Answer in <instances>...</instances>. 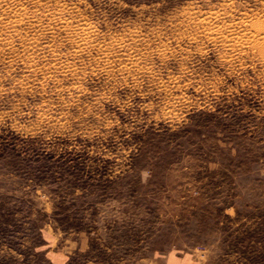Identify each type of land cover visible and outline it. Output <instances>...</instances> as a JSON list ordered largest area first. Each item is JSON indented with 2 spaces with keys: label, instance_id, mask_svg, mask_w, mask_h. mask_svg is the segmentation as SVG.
I'll return each mask as SVG.
<instances>
[{
  "label": "rangeland",
  "instance_id": "374dc122",
  "mask_svg": "<svg viewBox=\"0 0 264 264\" xmlns=\"http://www.w3.org/2000/svg\"><path fill=\"white\" fill-rule=\"evenodd\" d=\"M264 264V0H0V264Z\"/></svg>",
  "mask_w": 264,
  "mask_h": 264
},
{
  "label": "crops",
  "instance_id": "0c3cea01",
  "mask_svg": "<svg viewBox=\"0 0 264 264\" xmlns=\"http://www.w3.org/2000/svg\"><path fill=\"white\" fill-rule=\"evenodd\" d=\"M171 261L173 264H186L184 259L182 260V259L174 258V259H171Z\"/></svg>",
  "mask_w": 264,
  "mask_h": 264
}]
</instances>
